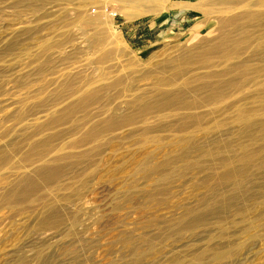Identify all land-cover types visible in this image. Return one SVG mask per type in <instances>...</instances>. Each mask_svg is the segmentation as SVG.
<instances>
[{
  "label": "rangeland",
  "instance_id": "1",
  "mask_svg": "<svg viewBox=\"0 0 264 264\" xmlns=\"http://www.w3.org/2000/svg\"><path fill=\"white\" fill-rule=\"evenodd\" d=\"M0 264H264V0H0Z\"/></svg>",
  "mask_w": 264,
  "mask_h": 264
}]
</instances>
